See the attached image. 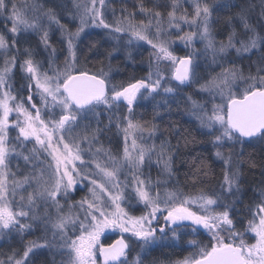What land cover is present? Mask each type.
I'll list each match as a JSON object with an SVG mask.
<instances>
[{"label":"snow or ice","instance_id":"obj_1","mask_svg":"<svg viewBox=\"0 0 264 264\" xmlns=\"http://www.w3.org/2000/svg\"><path fill=\"white\" fill-rule=\"evenodd\" d=\"M110 2L66 0L45 8L37 0H0L7 29L0 32V240L19 236L23 244L22 250L0 253V264H34L45 249L50 264H145L155 249L175 247L201 229L207 243L188 240L194 251L175 264H264V187L258 198L236 207L245 194L243 164L264 177V157L244 159L247 147L261 145L264 152V24L253 21L254 6L193 0L189 13L181 11L179 0L152 7L139 0L135 7L145 19L137 21L135 12L121 7L110 24ZM161 7L168 9L166 16ZM58 8L78 20L74 31L61 23ZM218 10H227L220 39ZM53 25L65 52L62 65L51 41ZM89 28L107 30L87 45L89 54L101 57L96 70L80 60ZM29 32L38 43L21 49L20 37ZM124 35L128 40L121 44ZM110 40L115 43L101 52ZM134 42L151 49L146 74L114 83L120 65L112 61L121 55L133 60ZM177 42L184 55L177 54ZM40 48L47 54L42 59ZM185 88L193 90L184 93ZM173 100L177 114L195 124L223 164L218 191L168 187L181 146L196 143L179 121L170 119L163 129L156 122L171 116ZM142 101L154 102L150 120L137 119ZM113 129L122 143L117 150L101 142ZM182 163H189L186 178L193 186L212 175L206 158ZM81 185L87 193L75 200ZM140 205L141 214H133ZM34 229L42 230L41 242L25 243ZM108 230L121 238L105 244Z\"/></svg>","mask_w":264,"mask_h":264},{"label":"trees","instance_id":"obj_2","mask_svg":"<svg viewBox=\"0 0 264 264\" xmlns=\"http://www.w3.org/2000/svg\"><path fill=\"white\" fill-rule=\"evenodd\" d=\"M58 1L62 2V1H66V0H58ZM230 1L231 0H216L217 3H225V2H230ZM237 1L238 0H236V2ZM254 1L255 0H239L237 5H249V4L253 5L254 11L252 12V19L255 22V21H259L260 9L256 7L258 4L254 3ZM209 2L211 3L212 0H209ZM137 3H139V0H111V2L109 3L108 9L106 11V15L108 16L109 20H111L113 17L119 18L121 7H126L127 11L129 13H132V12L136 13V20L145 19L143 16L140 15L139 10L135 7V5ZM144 3L146 4L147 7H152L154 4H170L171 0H144ZM113 7H115V9H116V15L115 16H113V13H112ZM158 10L164 12L165 16L167 15V11H168L167 8L161 7ZM237 10L238 9H232L231 11L235 12ZM226 14H227V10H218L217 12L214 13V19L216 20L215 28H217V26H218L219 29L221 31H223L224 33H226L223 29L224 18L226 16ZM88 32L90 33V35L85 36L83 39V42L81 44V48L83 49V51L80 53V60H81L82 64L86 63L88 68H90L92 70H96L100 67V65L97 63V61L99 59H101V57L96 56L94 54H89L87 51V45L90 44L92 41L100 40L102 34L98 31L90 32V30H89ZM51 38H52V36H51ZM25 42H26V44L31 43L35 47V45L38 43V39L37 40H36V38L24 39V41L22 43H20V47L22 45H25L24 44ZM52 44L58 50L57 51V57H58L57 63L62 65L63 60H64V55H65V52L63 51V46L60 44V42L58 43L57 41H54L53 39H52ZM110 47H111V40L108 41V44L104 43L102 45V47L100 48V51L105 52V50L109 49ZM134 52H136V53H135V55H133L134 59L131 61L125 60L123 55L117 57V59L112 61V64L114 67L118 64L120 65V71L114 72L112 74V80L114 83L127 80L130 76H133V75H135L137 78L144 76L145 68L139 69V67L143 61V58L148 57L149 53L145 49H144V51L142 49L141 50L135 49ZM176 52L179 54H182V52L180 50H177ZM46 55L47 54L43 52V57ZM85 56H87V60H85ZM106 63H107V61H106ZM19 84H20V79H19V76L17 75V79H16L17 87H19ZM184 91H186V93H187V92H190L191 89H184ZM157 99L159 100L160 98H157ZM153 103L154 102L142 101L141 102L142 106L136 109L137 119L142 118L144 120H150L152 118V115H153ZM171 104L173 106V112H172L171 116L165 115L163 121L157 120L156 122L159 123L163 129L170 119L174 120V121H179L181 128L182 129H189L191 131V134L196 138V143L190 144L188 146V149H184L183 146H181V154L177 158V161H176L177 162L176 163L177 171L175 172V176H176V178H178L177 183L179 185L187 187L190 190H196L197 188L206 189L207 187L212 185L213 181L218 180L219 174H222L220 166L217 164H214V162L212 161V159L210 157V154H212V151L210 153L209 150L212 148V146L211 145L209 146L207 143L202 142L206 138L200 135V132L194 123L189 124L187 122L189 119L187 116L177 114V112L175 111L176 102L174 100L171 101ZM181 107H182V104H181ZM114 132H115V130L113 129V133H110V134L113 135ZM117 139H119V137H117ZM172 142H173V144H175L176 140L173 139ZM261 147H262L261 145H255V146H250V147L245 148V150H244L245 161L247 160L249 155H251L252 158L256 159L257 161H259L262 157H264V152L260 151ZM196 156H200V157L207 159V162L211 165L212 175L205 178L203 183L197 184L196 186H193L191 183V180L186 178V177L191 176L192 170L189 167V163H182V161H189L190 162L191 159L193 157H196ZM242 171H243L242 188L245 190L243 202L246 201L245 205H247L249 203L248 198H249L250 194H253L254 188H256V189L259 188V183L262 180V176H261L259 168L250 169L248 167L247 163L243 164ZM199 189H197V190H199ZM190 237H193V235L189 236V238ZM27 238L28 237L24 238V242H25V240H27ZM18 239L19 238L16 236L15 239H6L5 238L2 241H0V253H9L14 248L21 250L20 240H18ZM183 239L184 238H182V240ZM199 239L201 240L203 238H199ZM108 240L109 239H104L103 241H104V243L105 242L107 243ZM180 247H181V245L176 244L175 247L157 248V249H155V251H153L151 253V255L148 257V260H152L155 258V259L161 261V263H165L171 259H175L177 257H180V256H182L183 252H185L184 249L178 250V248H180ZM188 247L192 248L190 245H188L186 248H188ZM136 252H137L136 249H134L131 252V254H134L132 257L135 256ZM58 257L59 256L56 257L57 261H59ZM51 259H52L51 254L45 249V250H42L40 252V254L34 258V264H48L47 261H49V264H50ZM145 264H146V262H145Z\"/></svg>","mask_w":264,"mask_h":264},{"label":"rangeland","instance_id":"obj_3","mask_svg":"<svg viewBox=\"0 0 264 264\" xmlns=\"http://www.w3.org/2000/svg\"><path fill=\"white\" fill-rule=\"evenodd\" d=\"M37 2H38L39 4H41V5H43L45 8H48V7H52L53 5H63L66 1L59 2L58 0H37ZM238 2H239V0H238L237 2H236V0H231V1H230V3H234V4H237ZM179 3H180V5H181V11H183V10H187L189 13H191V12L193 11V0H179ZM254 3L258 4L256 7L260 9V6H261V0H255ZM233 9H236V8H233ZM57 11L60 13V16H61V23L65 24L66 26H68L69 28H71V29L74 31L75 28H76V26H77L78 20H76V21H72V20L69 18V16L66 14V10H65V9L58 8ZM259 14H260V13H259ZM105 18H106V20H107L110 24H114L115 21H116V19H117L118 17H115V18L113 17L111 20H109L108 16L105 15ZM137 21H139V20H137ZM259 22H260L261 24H264V20H261L260 18H259ZM183 28H184V31H188V30H189V28H188L187 25H184ZM89 30H90V32H93V31H98V32H100V33L102 34L101 37H104L105 34H106V32H107V30H104V29H93V28H89L88 31H89ZM6 31H7V29L5 28V20H4L3 18H0V32H6ZM57 34H58V35H57ZM51 36H52L51 41H52V39H53L54 41H57L58 43L60 42V32H59V30L56 28L55 25H53V27H52ZM27 38H31V39L36 38V40L38 39V37H37L34 33L29 32V33H27V34H25V35H23V36L20 37V43H22V42L24 41V39H27ZM218 39H220V38H218ZM127 40H128V36H127V35H124L123 40H121V44H126ZM114 43H115V41H111V45L114 44ZM107 44H108V42H107ZM36 45H37V44H36ZM36 45H35V46H36ZM195 46H196L197 48L202 47V45L199 44V43H197ZM23 47H25V45H22V46H21V49H23ZM174 47H175L176 51H177V50H180V51L182 52V54L177 53L178 55H184L185 52L187 51V50L184 48L183 44H182V43H179V42H177V43L174 45ZM135 49H137V50H141V49H142L143 51H144V49H145L148 53H150V51H151L149 45H147L146 43H143V42H140L139 45L136 44V43L134 42L133 45L129 48V50L132 52L133 55H135V53H136V52H134ZM39 51H40L41 55L38 56L37 58H38V59H42V58H43V49L40 48ZM22 58H23V57H21V59H22ZM148 59H149V56L143 58V61H142L141 65H140V67H139V69L145 68V71H144L145 74H146V70H147V66H148ZM202 66H203V65H202ZM218 70H219V69H217V71H218ZM145 74H144V75H145ZM17 75L19 76V71H18V69H17ZM16 79H17V77H16ZM185 89H189V88H185ZM192 90H193V89H191V91H192ZM184 93H186V91H184ZM157 98H160V97H157ZM197 98H199V97H197ZM170 103H171V101H170ZM143 120H144V119H143ZM161 128H162V126H161ZM101 142L104 144L105 147H112L113 150H117L118 148H122V143H121V141H120V138L117 139V137H116L114 134H113V135L109 134L107 137H102V138H101ZM157 143H158V141H157ZM208 145L210 146L211 144H208ZM29 147H31V145H29ZM211 151L213 152V149H212V148H211ZM210 157H211L212 161L214 162V164H217V165L220 166V169H221V171H222V168H223V164H222V162L216 160V159L212 156V154H210ZM13 163H15V162H13ZM176 163H177V162H176ZM175 168H176V164H175ZM146 171H147V170H146ZM157 172H158V169H156V168H153V169H152V171H151V176H152V179H153V180H156V179H157ZM222 177H223V173H222V174H219V176H218V180L213 181V182H212V185H210L209 187H207V188L204 189V190H205V191H209V192H211V191H213V190L218 191V190H219V182L222 180ZM177 179H178V178H176V176H175V174H174V176H173V178H172L170 184L168 185V187H169V188H171V187H173V186L179 187V188H181L182 191H184L185 193H195L196 191H198L197 189H199V188H197L196 190H190V189H188V188L185 187V186L179 185V184L177 183ZM262 181H264V177H262V180H261L260 183H259V188H258V189L254 188V192H253V194H250V196H249V198H248V199H249V200H248L249 202H250L253 198H258V197H259V189H260L261 187H264V184L261 183ZM85 183H86V182H85ZM200 189H201V188H200ZM154 191H155V190H154ZM161 191H163V189H161ZM86 193H87V188H84L82 185H81V186H78V190H77L76 192L73 193L72 198L75 199V200H79V199H80L82 196H84ZM250 197H251V198H250ZM245 202H246V201H244L243 203H239V204H237L236 207H237V208H243V207L245 206ZM142 210H143V206H142V205L137 206V207H135L133 214H135V215H140ZM161 222H162V220H161ZM188 231H190V229H188ZM42 235H43V232H42L41 229H34L33 231H31V233L26 234V235L24 236V238H25V237H28L27 240H25V243L28 242V241H32V240H36L37 242H41V241H40V237H41ZM123 235L127 238L130 234H123ZM17 237L19 238L18 240H20V237H19V236H17ZM119 238H121V233H119V231H111V230H108V231L105 233V236L102 237V240H104V239H109L107 243L105 242V244H110V243H112L113 241H115L116 239H119ZM183 238H184V239H183L182 241H179V242L177 243V245H181V247L178 248V250H180V249H184V250H185V252H183L182 256L177 257V258H175V259H171V260H169V261H167V262H165V263H162V264H175L176 261H178V260H183L186 256H189V255L194 251V249H193V248H189V247H188V248H185V247H187V246L189 245V244L187 243L188 240L194 239V240H197V241H199L200 243L203 244V243H207V241H208V239H209V237L207 236V233L204 232V230H202V229L200 230V233H199V234H194L193 237H190V238H189V236H184ZM199 238H203V239L200 240ZM6 239H7V238H6ZM198 239H199V240H198ZM0 241H2V240H0ZM103 242H104V241H103ZM18 246H19V245H18ZM20 248H21V250H22V248H23V244H21V240H20ZM41 251H42V250H41ZM136 251H138V249H136ZM133 255H134V254H131V255H130V259L135 257V256L132 257ZM135 255H136V254H135ZM58 259H60V258L58 257ZM48 260H49V259H48ZM147 261H148V260H147ZM147 261H145V262H147ZM47 262H48V264H49V261H47Z\"/></svg>","mask_w":264,"mask_h":264},{"label":"bare ground","instance_id":"obj_4","mask_svg":"<svg viewBox=\"0 0 264 264\" xmlns=\"http://www.w3.org/2000/svg\"><path fill=\"white\" fill-rule=\"evenodd\" d=\"M218 31H220L221 32V35L220 36H218L219 38H223V35H225L226 33H224L223 31H221L220 29H219V27L217 26V28H216ZM226 32V31H225ZM25 45H26V42L24 43ZM210 151V153H211V149L209 150ZM261 151V150H260ZM186 248V247H185ZM149 261H151V260H148L147 262H146V264H149ZM162 264V263H161Z\"/></svg>","mask_w":264,"mask_h":264}]
</instances>
